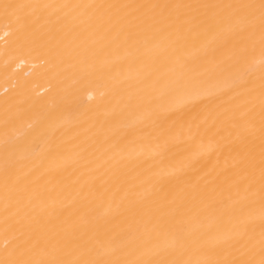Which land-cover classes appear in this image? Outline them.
<instances>
[{"label": "bare ground", "instance_id": "bare-ground-1", "mask_svg": "<svg viewBox=\"0 0 264 264\" xmlns=\"http://www.w3.org/2000/svg\"><path fill=\"white\" fill-rule=\"evenodd\" d=\"M0 264H264V0H0Z\"/></svg>", "mask_w": 264, "mask_h": 264}]
</instances>
